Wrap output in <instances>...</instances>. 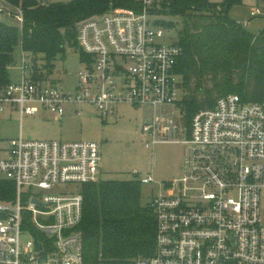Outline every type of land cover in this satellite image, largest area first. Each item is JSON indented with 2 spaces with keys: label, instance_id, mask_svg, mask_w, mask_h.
<instances>
[{
  "label": "built area",
  "instance_id": "obj_1",
  "mask_svg": "<svg viewBox=\"0 0 264 264\" xmlns=\"http://www.w3.org/2000/svg\"><path fill=\"white\" fill-rule=\"evenodd\" d=\"M135 1L138 13L115 9L78 23L76 45L86 59L75 93L35 80L24 59L20 82L0 92V114L15 107L20 120L43 111L61 121L66 104H88L102 117L122 104L152 108L153 117L140 132L145 148L180 144L187 156L181 175L148 203L156 225L153 255L129 264H264V94L255 103L223 96L212 109L197 112L189 128L174 116H157L158 106H174L181 115L177 94L182 90L174 71L182 49L161 43L162 28L150 22L154 0ZM17 13L21 30L22 12ZM249 17L262 22L257 36L264 30V0ZM100 163L94 142L34 141L20 134L0 151V178L15 187L13 202L0 201V264H83L81 193L41 192L98 183ZM149 182L151 176L141 180ZM24 232L28 239L22 243Z\"/></svg>",
  "mask_w": 264,
  "mask_h": 264
},
{
  "label": "trees",
  "instance_id": "obj_2",
  "mask_svg": "<svg viewBox=\"0 0 264 264\" xmlns=\"http://www.w3.org/2000/svg\"><path fill=\"white\" fill-rule=\"evenodd\" d=\"M19 5L22 29L0 21V92L10 84L8 69L20 42L35 80L47 74L62 58L65 48L76 47V24L109 9L141 11L135 0H73L39 6L36 0H3ZM242 0H154L151 16L164 15L180 21L173 42L182 49L175 74L183 93L178 103L183 125L192 117L212 109L226 95L242 103H255L264 94V30L250 34L229 18ZM156 20L157 26L170 29ZM85 60V59H84ZM83 215L78 231L82 236L83 264H129L137 257L154 253L156 225L148 204L140 201V182L102 181L81 186ZM15 200L14 184L0 178V201Z\"/></svg>",
  "mask_w": 264,
  "mask_h": 264
},
{
  "label": "rangeland",
  "instance_id": "obj_3",
  "mask_svg": "<svg viewBox=\"0 0 264 264\" xmlns=\"http://www.w3.org/2000/svg\"><path fill=\"white\" fill-rule=\"evenodd\" d=\"M37 2L43 0H36ZM73 0H48L49 4H67ZM211 3H221L224 0H208ZM261 0H242L241 5L233 7L229 12V18L240 22L244 30L250 34H256L262 26L259 19H250V10L260 4ZM157 7L152 6L151 9ZM19 5H13L9 1L0 0V21L6 26L17 28L20 31V22L15 16ZM115 9H109L106 13H112ZM104 12V13H105ZM103 14V13H102ZM160 20L170 29L162 28L164 37L162 44H169L177 39L181 29L180 21L164 15L151 16L150 22ZM243 25L242 22L247 21ZM81 22V21H80ZM78 23L76 24L77 27ZM13 63L8 69L9 81L12 84L21 80V69L24 57L20 42L13 51ZM86 57L79 49L65 48L62 58L54 62V69L47 74L41 63L38 70L42 77L47 78L46 83L55 85L62 93H75L78 88V73L83 69ZM183 93L177 94L181 100ZM61 121L49 113L39 111L34 117H24L20 120L17 108H12L0 114V151L6 150L9 143L21 134L24 139L31 138L34 141H58V142H94L100 150V180L102 181H126L135 179L140 182V201L143 205L158 196L161 188H166L168 183L181 175L182 163L187 156L186 147L180 144L157 145L153 149L145 148L141 139L143 124L151 121L153 109L142 107L135 110L133 107L122 104L113 108L114 113L108 117H102L88 104H66ZM77 113H80L78 116ZM157 116L168 114L174 116L180 124L182 116L174 106H158L155 109ZM184 127V126H183ZM186 139L185 133L179 136ZM152 177V182L142 184L141 180ZM80 185H58L52 190L43 191L42 194L56 196H70L80 193ZM22 203L26 204L27 191L22 189ZM260 219L264 224V189L260 193ZM28 236L24 232L21 242L25 243Z\"/></svg>",
  "mask_w": 264,
  "mask_h": 264
},
{
  "label": "water",
  "instance_id": "obj_4",
  "mask_svg": "<svg viewBox=\"0 0 264 264\" xmlns=\"http://www.w3.org/2000/svg\"><path fill=\"white\" fill-rule=\"evenodd\" d=\"M37 248H38L39 251H41V246H40V244L37 245ZM40 256H41V258H44V254H43V253H41Z\"/></svg>",
  "mask_w": 264,
  "mask_h": 264
},
{
  "label": "crops",
  "instance_id": "obj_5",
  "mask_svg": "<svg viewBox=\"0 0 264 264\" xmlns=\"http://www.w3.org/2000/svg\"><path fill=\"white\" fill-rule=\"evenodd\" d=\"M38 113H40V112H38ZM38 113H37V114H38ZM37 114H36V115H37Z\"/></svg>",
  "mask_w": 264,
  "mask_h": 264
}]
</instances>
